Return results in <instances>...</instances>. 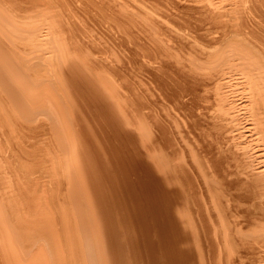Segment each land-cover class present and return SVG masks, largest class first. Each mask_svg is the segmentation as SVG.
<instances>
[{"label": "bare ground", "instance_id": "1", "mask_svg": "<svg viewBox=\"0 0 264 264\" xmlns=\"http://www.w3.org/2000/svg\"><path fill=\"white\" fill-rule=\"evenodd\" d=\"M0 264H264V0H0Z\"/></svg>", "mask_w": 264, "mask_h": 264}]
</instances>
